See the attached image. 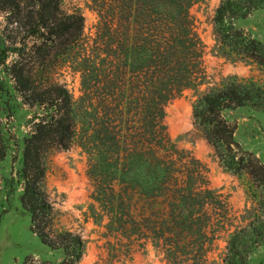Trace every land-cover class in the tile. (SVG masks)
Instances as JSON below:
<instances>
[{
    "label": "trees",
    "instance_id": "16d2710c",
    "mask_svg": "<svg viewBox=\"0 0 264 264\" xmlns=\"http://www.w3.org/2000/svg\"><path fill=\"white\" fill-rule=\"evenodd\" d=\"M61 1L0 0L4 21L13 25L9 34L0 31V67L21 102L34 108L16 170L19 201L40 241L63 253L58 262L27 256L22 264H78L83 256L82 236L55 227L45 183L50 154L68 149L76 137L89 157L92 198L125 256L149 240L167 264H206L228 207L209 187L203 163L174 144L163 122L165 102L205 77L189 13L197 0H90L97 16L93 35L85 34L82 13L62 9ZM257 8L264 0H221L213 27L228 56L264 69V45L231 21ZM59 66L79 73L78 99L55 80ZM241 106L264 112V84L254 76H233L200 93L193 125L225 170L245 173L264 189V163L239 145L235 124L223 116ZM6 150L0 122V161ZM13 180L4 184L12 187ZM6 212L2 208L0 217ZM261 243L264 223L234 228L222 263L249 264Z\"/></svg>",
    "mask_w": 264,
    "mask_h": 264
},
{
    "label": "rangeland",
    "instance_id": "374dc122",
    "mask_svg": "<svg viewBox=\"0 0 264 264\" xmlns=\"http://www.w3.org/2000/svg\"><path fill=\"white\" fill-rule=\"evenodd\" d=\"M221 0H197L189 7L194 29L203 49L205 77L195 88H187L165 102L163 122L176 146L190 152L206 168L209 187L221 196L228 207L227 215L217 229L210 246L206 264H223L229 232L249 222L260 226L264 223V189L256 187L249 175L233 174L218 162L213 148L194 128L192 104L196 97L209 89L222 85L233 76H254L264 84V69L248 61L228 56L219 44L213 27L215 8ZM62 9L79 10L84 17L85 34H94L96 13L90 0H62ZM0 31L9 34L12 24L4 21L0 13ZM264 45V8H257L247 16L231 20ZM3 36L0 32V37ZM3 44H0V49ZM0 67V122L7 150L0 161V210L7 212L0 217V264H22L25 257L58 262L63 253L50 249L31 230L30 216L19 201L22 192L16 182V170L21 167L23 140L31 129L33 110L22 102L13 89V81ZM55 80L65 83L75 99L80 96V75L68 66H59ZM224 118L235 124L234 139L264 163V112L246 106L223 111ZM13 157L16 161L13 162ZM89 157L76 137L65 150L53 151L47 162L46 190L55 210V227L59 230L78 232L85 241V250L78 264H167L162 250L151 241L125 256L124 243H119L109 227L106 212L92 198L93 184L88 175ZM13 177L12 187L4 184ZM9 195L7 196V192ZM249 264H264V243L255 247Z\"/></svg>",
    "mask_w": 264,
    "mask_h": 264
}]
</instances>
